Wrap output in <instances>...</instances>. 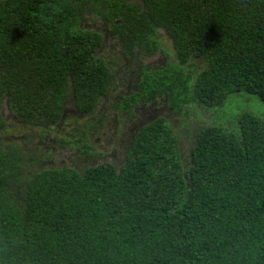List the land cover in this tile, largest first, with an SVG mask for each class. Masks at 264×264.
<instances>
[{
	"label": "trees",
	"instance_id": "1",
	"mask_svg": "<svg viewBox=\"0 0 264 264\" xmlns=\"http://www.w3.org/2000/svg\"><path fill=\"white\" fill-rule=\"evenodd\" d=\"M109 39L175 53L114 105L132 128L140 102L177 117L144 124L122 162L93 134ZM67 105L78 129L58 126ZM19 126L65 128L70 160ZM0 264H264V0H0Z\"/></svg>",
	"mask_w": 264,
	"mask_h": 264
},
{
	"label": "rangeland",
	"instance_id": "2",
	"mask_svg": "<svg viewBox=\"0 0 264 264\" xmlns=\"http://www.w3.org/2000/svg\"><path fill=\"white\" fill-rule=\"evenodd\" d=\"M103 24L102 22L97 21V25H101ZM99 27V26H98ZM106 30V29H104ZM115 40L109 39L108 42L105 43V47H104V52L108 53L110 55H114L116 51H119V48L121 49L120 46H115L113 49L110 50V47L114 46ZM164 47L166 48V53L160 55V63L161 62H167V60H172L174 57V50L172 48V46L168 43L165 42L164 43ZM115 51V52H114ZM105 53H101L100 55H106ZM125 56V55H124ZM128 57V59L131 61V69L133 71L136 70V67H134V65L137 63L136 61V55L130 56L129 54L126 55ZM106 58V57H105ZM112 57L109 56L108 58H106L107 60L111 59ZM126 59V57H125ZM124 59V61H126ZM127 59V60H128ZM159 58H154L153 56L150 58H145L143 61H153V60H157ZM123 61V63H118L115 61V65L113 66V71L114 73H116V77L113 80V86L112 89L113 93L112 96L108 99L104 98L101 101V104L98 108L99 112L98 114H96L95 118H97V115H104V121L103 123L98 125V128L93 132V134L96 136L97 142H98V146L99 149L101 151H103V153L105 152V155L101 154V161H124L125 160V155L126 152L128 150V148L130 149V145H128V138H129V133L132 134V126H128L125 128L126 122H128V117L126 114H124V112L122 111V109H119V107H114L115 103L120 102L121 99L123 97H127L128 95L134 94L137 92V89L135 87V85L133 84V86H129V84L127 86L124 85L123 81V76L120 73V69L124 70L127 66V64H125V62ZM140 61V59H139ZM144 87V86H143ZM145 88V87H144ZM143 89L141 88L140 92ZM128 94V95H127ZM140 94V93H137ZM137 94L134 95L135 98L139 99L140 97H142V94H140V96H137ZM116 97H118L119 101H116ZM114 99V100H113ZM113 102V104H112ZM159 103H163V101L159 102ZM134 106V105H132ZM71 108H74L73 106L67 105L66 106V111L69 112V117L70 119L72 117H76L78 118L77 114L72 113L73 110ZM154 106L151 108L153 109ZM138 112L140 114H143L145 110H147L142 104L139 105L137 108ZM9 110L7 108L6 105H4V113H8ZM145 114H149L151 115V111L150 113H145ZM154 114V113H152ZM95 115V114H94ZM162 117L163 115L165 117H167L168 119H171L173 121H175L177 119V117H175L174 115L170 114L169 109L163 110V112L160 114ZM193 115V114H191ZM117 117L121 118V120H125V121H121L120 119H117ZM92 118H94V116L92 117H88L86 118L85 122H88V120H91ZM69 121L64 122L66 123V126H68V128H73V129H78L80 126L79 125H74L71 124ZM140 118L136 119V122H139ZM74 121V120H73ZM135 124V123H134ZM65 126V124H64ZM72 126V127H69ZM178 126V129H181L180 132L182 134H184L183 137H181L182 140V149L184 150V152H188L190 150V144L192 142L191 139H188L187 141V135L189 136V134L191 133L190 129L186 128V127H182V126ZM22 129H25V131L27 132V130L31 131V133L27 132L25 134V132H23ZM127 130V131H126ZM65 131V128H59L58 130H56L55 133H50L46 136H44L43 138L38 137L39 134L36 130L31 129V128H26L25 126L23 127H16L14 129L11 130V132L9 133V135L14 134L16 136H20L23 137L25 140V143H27L28 145H38L41 142H45L43 143L44 145H48L49 149H52L55 153H57V155H55V160L56 161H64L65 159L70 160V149L68 148H64V149H60L58 147V144L55 140V137L58 136L59 134H63V132ZM24 133V134H23ZM28 137H33V140L30 142L28 141ZM44 151V150H43ZM114 153L117 155L116 158H114L112 155H114ZM115 156V155H114ZM99 158V157H98ZM97 158V159H98Z\"/></svg>",
	"mask_w": 264,
	"mask_h": 264
},
{
	"label": "flooded vegetation",
	"instance_id": "3",
	"mask_svg": "<svg viewBox=\"0 0 264 264\" xmlns=\"http://www.w3.org/2000/svg\"><path fill=\"white\" fill-rule=\"evenodd\" d=\"M106 36H107V34H106ZM105 46H106L105 43H103L102 46H101V48L98 50V52L99 53H105L104 52V47ZM115 46L116 45L114 44V46L110 47V50L113 49ZM105 54H106V56L107 55L111 56L118 63H123V61H124V59L126 57V59H125L126 61H124L125 64H127L126 68L124 70H122V69L119 68L120 73L123 76V81L122 82H124V85L126 84L125 86H127L128 84H129V86H133V84H134L135 87H136V89H137V91H138V90H140L139 85H140L141 80H142V78L144 76V71H146V69H149V68H152V67L156 66L157 63L160 64V61H161L160 55L165 54V53L162 50L159 51L158 53H156V54L153 55L154 58H159V59L153 60V61H150V62L143 61L145 59L144 57H140V56H137L136 55L135 58H136L137 63L134 65V67H136V70L135 71H133L131 69L132 64H131V61L126 56L127 53L123 52L120 48H119V51H116L113 56L110 55V54H108V53H105ZM130 56L133 57V55H130ZM150 57H152V56H150ZM150 57H148V58H150ZM139 59H140V61H139ZM113 90L114 89H112L106 96H104V98H106V99L110 98L112 96ZM124 98L125 97H123L122 99H124ZM115 99H116V101H119L118 97H116ZM159 102H161L160 99H157L156 101L151 102L149 104V107H147L148 106L147 104H142V102L134 105V107L137 108L139 105L142 104L147 110H145L144 113L142 114V116L139 117L140 118L139 122H137V123L135 122L136 124L133 126L132 129H130V130H132V134L129 133V140H131V138L134 137L135 133L144 124H147L150 121H154L156 118L160 117L161 116L160 114L163 112V110H166V109H169L170 110V108L168 107L167 103H164V102L163 103H159ZM112 104H113V102H112ZM153 106H154V108L151 109ZM122 110H124V109H122ZM97 111H98V109H97ZM150 111H151V115L145 114V113H150ZM76 112L77 111L75 110V112H72V113H75L76 114ZM97 113H99V112H97ZM152 113H154V114H152ZM84 115H86V114H82L81 113V117H80V118H82L83 121L86 120V117ZM64 118L70 119L69 113L66 114L64 116ZM70 120L73 121L74 118L72 117ZM63 124H64V122H61L58 126H61ZM71 124H72V122H71ZM125 126L128 127V125H125ZM116 157L117 156L115 155L114 158H116Z\"/></svg>",
	"mask_w": 264,
	"mask_h": 264
}]
</instances>
